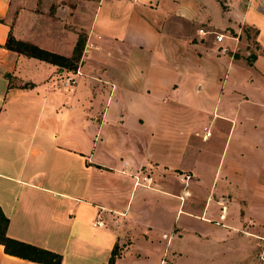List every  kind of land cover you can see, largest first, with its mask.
Wrapping results in <instances>:
<instances>
[{"label": "crops", "instance_id": "obj_1", "mask_svg": "<svg viewBox=\"0 0 264 264\" xmlns=\"http://www.w3.org/2000/svg\"><path fill=\"white\" fill-rule=\"evenodd\" d=\"M240 22L251 26L241 5L224 13L218 0H0L7 236L61 254V264H108L116 246L115 264H203V248L174 247L189 237L216 243L218 264H264L240 249L241 231L264 237V138L220 112L233 71L255 62H229L216 102L202 62L203 49L235 45L213 28L240 32ZM80 33L87 41L69 88L67 68L6 45L13 35L70 57ZM238 93L237 103L253 98ZM141 169L155 188L135 185ZM0 264L43 263L0 243Z\"/></svg>", "mask_w": 264, "mask_h": 264}, {"label": "rangeland", "instance_id": "obj_2", "mask_svg": "<svg viewBox=\"0 0 264 264\" xmlns=\"http://www.w3.org/2000/svg\"><path fill=\"white\" fill-rule=\"evenodd\" d=\"M220 2V6L224 13L231 12L236 4L241 5L242 13H245V21L251 26L243 25L242 22L239 23L242 30L240 32L231 31L230 28H226L220 30L219 28H213V32L221 31L223 33H227L231 39L235 41V45L231 47H222L218 55H213L207 53L204 49L202 50L204 55V64L205 69L207 68V72L204 74L208 81L207 88L209 89L210 99H216L219 95L218 92V80L219 77H222L223 81L229 62H232L233 59L240 60L252 64L255 62L254 66H241L236 68L232 75L230 76V83L224 86L223 90V101L221 103L222 109L220 112L228 111L230 115H234L236 121H238L239 126L248 127L249 130H253L258 139L264 138V0H218ZM253 26V27H252ZM255 27V28H254ZM219 33V32H218ZM214 35V34H213ZM238 66V64H235ZM66 69V68H65ZM66 77H65V87L69 88L72 85L77 84V75H74L75 83L68 84V76L69 74H78L80 71L77 69L67 70L66 69ZM212 81L216 82L213 84ZM221 83V82H220ZM206 87H204L205 90ZM239 92V93H238ZM236 93L238 94H248L253 98L250 101H242L237 103L235 99ZM212 112V110H211ZM225 113V112H224ZM19 134L17 133L16 140H18ZM264 148V147H263ZM137 174H133L132 176L135 179V185L137 181V176L141 177L142 175L152 176L151 173L147 172V170H139L135 172ZM154 178V176H152ZM178 184L180 183L183 186L184 190L189 191L192 184V176L191 174H183L181 179H178ZM144 185L139 184V186L148 185L146 181L141 182ZM156 180L154 178L153 183H151L149 188H155ZM197 201L199 198L193 197ZM194 201V202H197ZM209 221L212 223H216V219H214V215H208ZM214 219V220H212ZM92 223V222H91ZM212 228V227H211ZM189 235V233L187 234ZM241 235H246V243H243L241 246V252L246 256L248 254L255 256L259 259V254L261 251L262 241L258 236L255 235H247V233L241 231ZM211 237V235H210ZM215 237V234L212 235ZM191 237L184 239L183 242L176 241L175 248L180 249L182 246L197 248L201 250L204 249L205 259L203 264H218V253L219 249L216 243L210 241L211 243L204 242V238L199 239V246L192 243L190 240ZM233 247L230 246L226 248V253L231 255L233 253ZM259 250V251H258ZM168 262L170 261V258ZM173 259V256L171 257ZM195 259V258H193ZM203 260V259H202ZM175 264H196L195 262L189 261L187 257H182L181 259H177L174 261ZM231 263V261L229 262ZM154 264H159V262H155ZM200 264V262H198Z\"/></svg>", "mask_w": 264, "mask_h": 264}, {"label": "trees", "instance_id": "obj_3", "mask_svg": "<svg viewBox=\"0 0 264 264\" xmlns=\"http://www.w3.org/2000/svg\"><path fill=\"white\" fill-rule=\"evenodd\" d=\"M86 41L87 35L85 33H80L79 39L74 48V52L70 57L50 52L30 42L18 40L13 35H10L6 45L8 46V48L16 50L25 55L37 57L57 64L61 67L67 68L69 70L76 71L79 67ZM8 224L9 219L0 208V243H3L5 245V251L7 253L38 261L43 264L62 263L63 256L61 254L39 248L34 245L26 244L8 237ZM118 255V246H116L112 252V256L108 264H115V260Z\"/></svg>", "mask_w": 264, "mask_h": 264}, {"label": "built area", "instance_id": "obj_4", "mask_svg": "<svg viewBox=\"0 0 264 264\" xmlns=\"http://www.w3.org/2000/svg\"><path fill=\"white\" fill-rule=\"evenodd\" d=\"M200 32L203 34H207L209 31H205L204 29H201ZM213 33L215 34V38L218 42H223L226 38V35L224 33H220V32L219 33L213 32ZM67 78H68V84L69 85H71V83H75L74 76H68ZM206 130H207L206 136H210L212 133L211 130H209V129H206ZM143 181H146V183L148 184L146 186L150 187L151 183H153V181H154V178L152 176L142 175V180H141V177L137 176V181H136L137 185H139V184L144 185L143 183H141ZM103 222H104L103 219H99L98 221L95 222L94 225L100 226L103 224ZM259 238L262 241L259 259L264 262V237H259Z\"/></svg>", "mask_w": 264, "mask_h": 264}]
</instances>
